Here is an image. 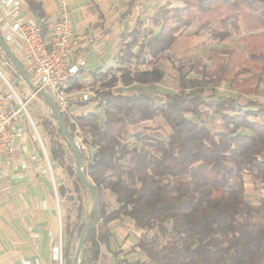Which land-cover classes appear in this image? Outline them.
Segmentation results:
<instances>
[{
	"label": "trees",
	"instance_id": "16d2710c",
	"mask_svg": "<svg viewBox=\"0 0 264 264\" xmlns=\"http://www.w3.org/2000/svg\"><path fill=\"white\" fill-rule=\"evenodd\" d=\"M24 1L41 21V4ZM151 20L158 30L134 29L131 42L122 50L123 63L157 59L192 24L216 41L232 37L239 23L245 34L234 49L212 52L197 76H180L176 93H115L117 85H155L164 75L159 69L123 68L119 77L104 81L93 97L80 102L84 107L94 103L100 113L80 114L74 122L61 114L69 132L79 136L84 146L79 147L81 167L96 196L82 264H96L100 245L109 246L108 225L123 218L145 232L136 244L145 259L135 264H264V195L256 203L249 202L243 181L244 174H249L264 189V123L255 120L264 117V107L250 108L232 95L212 94L221 83L242 95L261 93L264 0H184L178 7L159 6ZM136 45L138 49L132 50ZM0 53L12 66L1 49ZM34 95L47 105L40 94ZM47 107L50 119L43 120L42 127L49 137L48 158L74 179L77 190L90 197L77 177L72 147ZM204 111L219 118L224 130L212 131L202 121ZM155 118L166 124V137L133 134L129 129ZM104 190L115 197L111 209ZM57 192L70 199L69 188L59 185ZM88 215L76 230L78 238ZM63 224L69 240L62 260L70 264L74 226L68 213Z\"/></svg>",
	"mask_w": 264,
	"mask_h": 264
},
{
	"label": "crops",
	"instance_id": "0c3cea01",
	"mask_svg": "<svg viewBox=\"0 0 264 264\" xmlns=\"http://www.w3.org/2000/svg\"><path fill=\"white\" fill-rule=\"evenodd\" d=\"M36 1L41 4L44 13L39 22L44 25L45 36L48 37L54 30L63 8L66 7L70 11L74 33L83 37L73 58H81L85 64L69 80L65 91L76 89V86L83 91H93L97 75L101 77L115 68L120 73V69L127 68L124 65L132 63L143 64L133 60L124 63L121 61L122 50L132 40L129 35L134 29L140 30L135 24L140 23L143 17H148L152 23L151 16L156 8L176 0ZM19 15L38 21L28 7H21ZM240 27L245 30L241 23L239 29ZM202 43L200 38L182 39L178 34L170 49H173L179 59L192 58L196 56L194 46H203ZM136 46L132 50L135 51ZM103 82L102 79L100 84ZM135 85L138 84L128 87L118 85L115 88L127 89ZM70 110L74 117L91 112L90 106L84 107L80 103L71 105ZM132 128L134 127L129 129ZM29 133L27 126L25 139L15 138V143L20 146L19 152L3 166L4 174L0 178V264H55L52 249L55 221L53 203L49 197V179L39 146ZM23 163L25 168L21 166Z\"/></svg>",
	"mask_w": 264,
	"mask_h": 264
},
{
	"label": "rangeland",
	"instance_id": "374dc122",
	"mask_svg": "<svg viewBox=\"0 0 264 264\" xmlns=\"http://www.w3.org/2000/svg\"><path fill=\"white\" fill-rule=\"evenodd\" d=\"M184 0L168 1L166 4L174 6H182ZM135 27L140 30H150L156 32L158 26H154L148 17H143L141 22L135 24ZM264 30V29H263ZM245 34V30L242 27L232 36L223 41L212 40L209 37L208 32L200 29L199 25L192 24L186 29L182 30L179 35L182 39L189 37H197L202 39L203 46H194L196 53L195 57L192 58H177L173 49L166 51L164 54L160 55L157 59L145 60L143 64L124 65L131 71L134 70H152L159 69L163 72L162 80L155 85H135L127 89L118 88L114 89L115 93L122 94H133L137 92H144L149 94H157L160 96L166 94H173L178 92V80L180 76L185 77H195L199 73V69L208 63V57L212 52H225L234 49L236 40ZM139 42H142L139 39ZM138 46L135 47V50ZM0 73L4 76L7 82L10 84L11 88L21 99L25 106V121L30 119L28 128L29 134L33 138L35 144L39 145L37 136L32 128L35 127L39 137L47 141L48 144V134L42 127V121L45 119H50V111L47 105L38 99L33 91L25 84V82L20 78L17 71L8 64L0 53ZM104 73V72H103ZM102 73V74H103ZM119 71L115 68L111 73L103 74L101 77L97 75L94 78L95 85L92 90H96L99 86L101 80H109L112 76L119 77ZM99 79V80H98ZM118 86V85H117ZM116 86V87H117ZM76 89H70L69 91H83L81 87ZM0 89H8L6 83L1 81L0 76ZM78 89V90H77ZM86 91V90H85ZM213 95L219 96L222 94L232 95L242 104L247 105L250 108H256L258 106L264 107V85L261 87V93L256 96L242 95L238 92L231 90L227 83H221V85L212 93ZM255 104V105H254ZM77 105V104H75ZM91 111L99 112L100 109L94 103L90 105ZM258 122L264 123V117H258L255 119ZM202 121L212 130V131H223L224 126L219 118L215 115L204 111L202 114ZM131 132L133 134L139 133L141 135H150L164 138L168 134L169 130L166 124L161 118H155L151 122L140 125L137 128H132ZM248 134L247 131H241ZM78 147L84 148L79 136L75 137ZM129 142H133L132 136L129 138ZM39 148V153L41 154V160L45 166L46 174L49 179V197L53 203V214L55 221V232H54V242L53 247H56V252H58V260H55V264H64L62 260V255L64 248L69 238L66 236L64 231V216L66 213L70 216V222L74 226V234L69 242L68 256L70 264H74L75 256H77V264H79L78 254V236L76 235L77 228L85 221L90 209L91 200L89 196H84L80 190L75 188L74 179L67 177L64 170H62L55 162L48 158V164L45 161L43 151ZM47 149V147H45ZM70 153L68 152V157ZM71 161V158H69ZM245 194L247 200L251 203H256L258 197L264 195V189H262L260 184H255L253 179L249 174H244L243 176ZM63 185L71 190L70 199H63L58 195L57 187ZM103 196L106 200L107 208L111 209L115 205V197L107 190L103 191ZM82 205V206H81ZM81 206V212L79 213V207ZM87 222V221H86ZM82 230V229H81ZM81 232V231H80ZM109 246L105 248L100 245V253L96 264H135L137 261L145 259V255L136 247L137 242L144 236L145 232L138 230L133 227L131 220L123 218L118 221L111 222L106 230ZM58 250V251H57ZM61 256V258H59Z\"/></svg>",
	"mask_w": 264,
	"mask_h": 264
},
{
	"label": "built area",
	"instance_id": "2783aa9c",
	"mask_svg": "<svg viewBox=\"0 0 264 264\" xmlns=\"http://www.w3.org/2000/svg\"><path fill=\"white\" fill-rule=\"evenodd\" d=\"M21 7H27L24 0H0V37L21 63L30 84L44 90L53 99L60 114L74 122L71 105L94 96L93 91L89 90L65 91L69 80L76 76L85 64L83 59L73 58V53L80 48L83 37L74 33L70 11L66 7L48 37L43 33L39 21L19 15ZM0 76L1 81L8 86L6 90L0 89L1 178L4 174L3 166L19 152L20 146L15 143V138L25 139L30 119L26 117L28 120L25 121L24 103L1 73ZM32 128L48 164L45 148L48 146L47 141L39 137L33 125ZM21 166L26 167L24 163ZM53 242L54 235L52 244ZM53 257L58 260L56 247H53Z\"/></svg>",
	"mask_w": 264,
	"mask_h": 264
},
{
	"label": "water",
	"instance_id": "95a60500",
	"mask_svg": "<svg viewBox=\"0 0 264 264\" xmlns=\"http://www.w3.org/2000/svg\"><path fill=\"white\" fill-rule=\"evenodd\" d=\"M0 49L2 53L5 55V57L9 60V62L12 64L14 69L17 71L20 78L25 82V84L33 91L34 94L38 93L40 94L47 105L49 106L50 110L52 111V114L56 120V123L58 125V128L62 135L68 140L69 144L72 147V151L74 154V165L75 170L77 173L78 179L87 187V189L90 192V197L92 201L91 209L89 211L88 219L85 225L83 226L80 234H79V240H78V254H80V262L79 264H82V260L85 255V248H84V242L87 233L89 232L91 226H92V217L96 210V196H95V189L92 185V183L89 181V179L83 174V169L81 167V157L79 153V147L77 145L75 137L69 132L65 124L63 123V120L61 118V114L53 101V99L44 91L40 90L34 86H32L29 82V79L25 73V70L23 69L21 63L19 60L14 56V54L11 52V50L7 47V45L4 43L2 38L0 37ZM74 264H77V256H75Z\"/></svg>",
	"mask_w": 264,
	"mask_h": 264
}]
</instances>
